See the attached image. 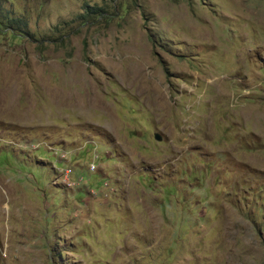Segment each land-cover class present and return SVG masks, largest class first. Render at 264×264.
I'll list each match as a JSON object with an SVG mask.
<instances>
[{
  "label": "rangeland",
  "instance_id": "374dc122",
  "mask_svg": "<svg viewBox=\"0 0 264 264\" xmlns=\"http://www.w3.org/2000/svg\"><path fill=\"white\" fill-rule=\"evenodd\" d=\"M0 264H264V0H0Z\"/></svg>",
  "mask_w": 264,
  "mask_h": 264
},
{
  "label": "trees",
  "instance_id": "16d2710c",
  "mask_svg": "<svg viewBox=\"0 0 264 264\" xmlns=\"http://www.w3.org/2000/svg\"><path fill=\"white\" fill-rule=\"evenodd\" d=\"M85 13L84 17L85 18H91V17H104L107 14V10L104 7H99V6H90V5H85Z\"/></svg>",
  "mask_w": 264,
  "mask_h": 264
},
{
  "label": "water",
  "instance_id": "95a60500",
  "mask_svg": "<svg viewBox=\"0 0 264 264\" xmlns=\"http://www.w3.org/2000/svg\"><path fill=\"white\" fill-rule=\"evenodd\" d=\"M157 139H159V137H156ZM160 140V139H159Z\"/></svg>",
  "mask_w": 264,
  "mask_h": 264
}]
</instances>
